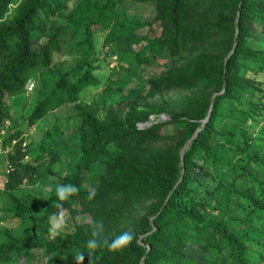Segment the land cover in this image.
<instances>
[{
	"label": "trees",
	"instance_id": "trees-1",
	"mask_svg": "<svg viewBox=\"0 0 264 264\" xmlns=\"http://www.w3.org/2000/svg\"><path fill=\"white\" fill-rule=\"evenodd\" d=\"M124 1L152 2L155 10L152 22L135 21L127 27ZM12 2L0 0V127L4 125V118L13 121L9 115L1 114L5 97L22 93L33 73L49 67L67 44L74 42L67 50L73 51L74 64L46 77L40 72L44 87L51 81V88L47 95L36 100L30 123L56 108L60 104L59 94L64 95L65 90L67 97L63 96L62 100L75 102L80 91L97 84L92 75L91 40L93 26L98 25L111 27L115 23V31L124 28L123 37L118 41L129 44L137 42L139 28L158 22L163 27L161 35L149 38L145 33L138 41L146 42L144 54L167 50L171 61L160 78L150 82L148 95L155 97L170 92L179 95L158 103H146L141 108L132 104L127 111H110L101 122L105 123L103 125L94 118L83 117L88 125V131L82 132L84 144L94 148L97 142L105 140L111 150L106 171L109 184L104 182L91 199L88 192L84 197L74 194L77 207L68 203L75 217L88 216L90 221L78 224L73 234L49 237L44 228L49 225L46 216H42L36 225L40 227L34 229L38 234L34 241H23L6 233L8 240L0 244V261L10 259L19 248L52 251L69 247L74 256L68 257L67 264H127L131 261L140 264V260L143 264H182L175 257L183 250L180 247L183 241L204 239V234L211 232L207 237L211 242L208 256L214 257V264H256L251 259L253 254L264 264V150L259 152L246 130L227 128L226 123L221 122L235 118L236 111L225 110L226 103L240 102L239 92L251 96L248 87L252 84L243 76L248 67L244 61L252 59L259 62V67L264 65V0H80L73 8L74 14L92 12V16H84L77 33L79 38L67 27L46 32L40 16L53 13L48 0H23L14 14L4 19ZM36 19L43 29L37 26ZM41 30L46 40L35 51L33 33ZM257 36H262L261 40H257ZM211 103L209 120L181 157V150L202 125ZM161 113L170 119L138 128V122ZM168 125L176 126L172 135L163 133ZM22 133L23 130L20 135ZM13 134L10 138L17 137ZM215 137L219 140L212 144ZM199 153H203L205 159L211 157L215 168H224L223 173L214 174L212 169L198 166L193 158ZM224 153L228 154L227 160ZM88 156L86 149L77 166L83 165ZM20 157L12 156L11 160L15 162ZM194 169L201 171L199 176L193 175ZM15 171L9 175L11 180L19 176ZM54 173L49 164L38 175L44 179ZM22 180H18L19 183ZM60 185H71L70 180L61 179L44 200L29 193L28 202L15 208L16 217L22 219L40 208L47 212L53 210L62 202L57 192ZM108 186L110 191L105 190ZM197 188H203L201 193ZM118 194L124 199L122 204H116L111 198ZM233 196L247 200V213L242 220L224 218ZM137 198L150 201L139 223L143 237H134L127 246L115 249L102 246L89 255L86 244L92 238L95 223L102 224L100 229L106 228L105 233L98 232V238L111 243L119 236L120 228L133 222L129 214ZM25 232L21 230L20 236ZM82 255L84 258L80 260Z\"/></svg>",
	"mask_w": 264,
	"mask_h": 264
},
{
	"label": "rangeland",
	"instance_id": "rangeland-1",
	"mask_svg": "<svg viewBox=\"0 0 264 264\" xmlns=\"http://www.w3.org/2000/svg\"><path fill=\"white\" fill-rule=\"evenodd\" d=\"M22 1L13 0L4 19H9ZM48 2L54 9L53 13L50 12L48 16H40V20L43 21L48 33L56 28L67 27L77 36L83 19L92 16V12L84 14L81 11L74 14L73 8L78 5L80 0H48ZM124 10L127 27H131L135 21L150 23L155 14L152 2L138 4L132 1H124ZM71 15L76 17L71 18ZM36 23L38 27L43 29L38 19H36ZM114 26L115 23L111 24V27L93 26L91 40L92 75L97 80V84L89 85L80 91L77 101L66 102L65 99L62 100L63 96L64 98L67 97L68 92L65 90L64 95L59 94L58 102L60 104L56 108L47 110L41 118L35 120L33 124L30 123L29 118L32 116L31 111L36 105V100L41 95H47L51 88V81L45 83L47 85L44 87L40 72L46 77L49 73L57 74L58 71H65L73 65L75 61L73 51L67 50L74 42L65 45L62 54L60 56L56 54L53 63L48 65L49 67L35 71L30 78L31 84L28 83L22 93L13 97H5L1 114L9 115L13 121L10 122L9 119L4 118V125L0 127V244L6 239L8 240L6 233L20 237L27 242L36 240L38 234H35L34 229L40 227L36 225L42 216H46L49 227H43L46 228L49 237L57 234H73L78 224L90 221L88 216L75 217L71 213V209L68 208V203L71 204V207H77L78 202L74 194H80L84 197L86 196L85 193H90L92 190L97 193L103 183L109 181L106 178V171L108 168L107 157L111 150L109 151L105 145V140L97 142L94 148L84 144L82 132L88 131V125L86 124L87 119L84 123L83 117L94 118L103 125L105 123L101 122L104 121L106 115H110V111H127L132 104L141 108L146 103H158L161 99H167L170 96L178 97V93L172 92L155 97L148 95L150 82L160 78L162 71L170 63L171 56L167 50L151 51L144 54L146 42H139L138 39L145 33L149 38H156L162 34L163 27L155 22L150 26L148 25L149 27L139 28L136 31L137 42L124 44L119 42L123 37L124 28L115 31ZM44 36L43 30L33 33L32 47L35 51L45 42ZM256 38L261 40L262 36ZM248 41L253 42V39ZM255 47L261 48L258 45ZM244 62L248 67L243 71V76L252 84L251 87H248L251 96L239 92L237 98L243 104L237 101L226 103L225 110L234 109L236 111L233 113L234 117L239 119L232 118L229 121L222 119L221 122L226 123L227 128L234 127L246 130L247 136L251 138V142L261 153V150H264V65L259 67V62L252 59ZM185 93L186 91L183 92V96ZM177 101L180 102V99ZM162 114L165 113L153 115L147 121H157ZM256 116L259 117L255 118ZM167 117L166 120H169L170 117ZM143 122L146 121L138 122L137 126ZM153 124L151 123L149 126ZM22 130L23 133L20 135ZM175 131L176 126L174 125L163 128V133L167 135H172ZM18 132L20 133L17 134ZM12 133H15L14 136L17 134V137L10 138ZM216 138L212 139V144L219 140ZM237 141H241L240 137H237ZM86 149L89 153L87 161L78 167L77 163ZM228 153L230 154V152ZM227 155L224 153V160L228 159ZM12 156L21 157L18 161L13 162V167L17 170L15 173L17 172L19 176L11 180L9 175L12 174V171H9L8 164H12ZM193 160L198 166L212 169L215 171L214 174L223 173L224 168L220 166L215 168L212 158L205 159L203 153L195 155ZM49 164L52 165L55 173L44 179L40 178L38 174L41 173L43 167H47ZM200 173L199 169L193 170L195 176H199ZM65 177L78 191L67 195V198L62 200V202L65 201L62 205V202L59 203L49 212L40 208L22 219L16 217L15 208L28 202L27 195L29 193L44 200L48 197L49 192L54 187H58L61 179ZM18 180H22V182L19 183ZM108 184L109 182L105 185ZM246 185L243 187L244 190L247 188ZM106 189L110 191L111 187H105ZM202 189L197 188V192L199 193ZM256 191L258 193L259 188L256 187ZM111 198L116 204H122L124 201L121 194ZM149 202L137 198L136 206L130 209L129 214V218L133 217V222L120 228L119 235L128 231L138 239L143 237L142 227L139 226V223L147 213ZM228 206L229 212L224 217L226 220L229 218L242 220L245 217L248 207L246 198L233 196L228 201ZM150 219L152 220V218ZM101 226V223H95L94 232L105 233L106 228L100 229ZM23 229L26 232L20 236ZM113 231L117 233L115 230ZM108 232L112 233L110 230ZM209 233L211 232L204 234V239L184 240L180 246L183 250H180L175 259H178V262L182 264H214V257L208 256L211 246L210 240H207ZM10 256V259L5 258L4 261H0V264H67L68 257L74 255L69 247H58L52 251L43 248L24 250L19 248L16 253ZM251 259L256 264H260L257 254L251 255ZM127 264L135 263L131 261ZM140 264H143L142 260H140Z\"/></svg>",
	"mask_w": 264,
	"mask_h": 264
},
{
	"label": "clouds",
	"instance_id": "clouds-1",
	"mask_svg": "<svg viewBox=\"0 0 264 264\" xmlns=\"http://www.w3.org/2000/svg\"><path fill=\"white\" fill-rule=\"evenodd\" d=\"M31 84L30 79H28L24 85V90L27 86V84ZM25 146V145H23ZM14 163L12 162L8 164V168L9 171H15L16 169L13 167ZM32 175V174H31ZM78 191V189L73 186V185H60L59 188L57 189L58 195L60 196V199H65L67 198V195L70 194H74ZM95 190H92L89 193V199L93 198L95 196ZM99 237V233L98 232H93L92 234V238H90L87 241V248L89 249V255L92 254V252H94L96 249L102 247V246H107L110 248H118V247H122V246H127L128 244H130L133 239H134V235L131 232L128 231H124L122 232L119 236H117L111 243H109V241L107 240H101L98 238ZM83 255L79 257L80 260H83Z\"/></svg>",
	"mask_w": 264,
	"mask_h": 264
},
{
	"label": "water",
	"instance_id": "water-1",
	"mask_svg": "<svg viewBox=\"0 0 264 264\" xmlns=\"http://www.w3.org/2000/svg\"><path fill=\"white\" fill-rule=\"evenodd\" d=\"M234 48V47H233ZM211 108H212V103H211V107H210V110H209V112H208V115H207V117L205 118V119H203V121H202V125L196 130V132L194 133V135L187 141V143L184 145V148L181 150V157H182V155L184 154V151H185V149L188 147V145L191 143V141L193 140V138L197 135V133H198V131L202 128V126H203V124L206 122V121H208L209 120V117H210V111H211ZM166 119H168V117L165 115V114H162L160 117H159V119L157 120V121H164V120H166ZM157 121H146V122H143V123H141V124H139L138 125V128L139 129H143V128H145V127H147V126H149L151 123L153 124V123H155V122H157ZM182 159V158H181Z\"/></svg>",
	"mask_w": 264,
	"mask_h": 264
}]
</instances>
